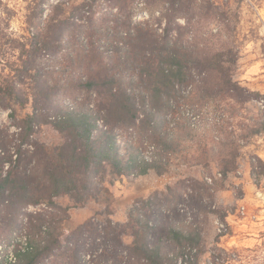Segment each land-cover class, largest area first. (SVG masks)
<instances>
[{"label":"trees","instance_id":"1","mask_svg":"<svg viewBox=\"0 0 264 264\" xmlns=\"http://www.w3.org/2000/svg\"><path fill=\"white\" fill-rule=\"evenodd\" d=\"M139 4L148 18L135 22ZM233 16L223 0H83L58 2L45 24L31 21L30 36L12 47L21 65L8 61L12 76L0 73V109L18 130L0 129V243L14 246L0 264L198 263L201 236L180 222L179 207L207 193L203 177L137 202L125 222L106 205L73 231L59 201L102 204L100 172L163 176L176 160H219L222 176L236 173L241 146L225 135L227 122L264 95L235 78ZM43 127L62 135L53 151ZM262 132L257 121L251 136Z\"/></svg>","mask_w":264,"mask_h":264},{"label":"rangeland","instance_id":"2","mask_svg":"<svg viewBox=\"0 0 264 264\" xmlns=\"http://www.w3.org/2000/svg\"><path fill=\"white\" fill-rule=\"evenodd\" d=\"M223 1H228L230 12L236 20V30L231 33L232 41L236 42L240 53L235 78L243 86L264 95V0ZM58 2H64L67 8H71L74 4L78 6L83 0H0V24L4 37L0 51V73L3 71V74L12 76L8 61L21 65L22 61L17 60L20 50L12 47L27 40L33 19L45 24L52 7ZM147 18L142 4H139L134 21L142 22ZM14 40L17 43L12 44ZM22 58L25 60L26 55ZM42 60L44 59L39 61ZM263 104L262 97L252 100L244 109L238 108L237 113L227 122L229 127L225 135L233 133L232 136L241 146L235 174L222 176L219 160L214 161L210 167L182 165V161L176 160L170 171L163 176L149 173L146 177L134 178L100 172L105 188L103 203L91 202L87 206H76L68 198L61 199L59 202L69 208V219L63 223L64 228L75 230L95 217L106 205H110V209L114 211L115 220L125 222L129 210L137 202L164 191L180 178L198 180L203 177L210 187L207 193L203 191L200 197L197 196L193 207L185 204L179 207L182 215L180 222L187 226L195 223L194 228L201 236V243L197 248V264H208V260L213 261L212 258L217 257L220 260L226 258L228 264H264V132L251 136L255 123L264 121ZM31 111L30 104L23 113ZM8 114V111L0 109V129L12 135L18 130ZM41 136L50 151L63 142L62 135L52 132L48 127H43ZM145 147L146 154L150 155L152 148ZM242 207H245V213H242ZM40 210L41 207L28 209L29 212ZM98 219L101 220L102 217L98 216ZM219 222L228 225L226 236L219 233ZM18 242L25 246L24 239H19ZM0 244V256L11 259L13 244ZM227 252L230 256L226 255Z\"/></svg>","mask_w":264,"mask_h":264},{"label":"built area","instance_id":"3","mask_svg":"<svg viewBox=\"0 0 264 264\" xmlns=\"http://www.w3.org/2000/svg\"><path fill=\"white\" fill-rule=\"evenodd\" d=\"M209 181H211V180L209 179ZM242 213H245V207H242ZM217 225H218L219 233L223 234V236H226L228 234V227H227L228 225L221 223V222H219ZM179 264H183L182 259L179 260ZM208 264H214V263H213V261L208 260ZM217 264H221V263L218 262Z\"/></svg>","mask_w":264,"mask_h":264}]
</instances>
